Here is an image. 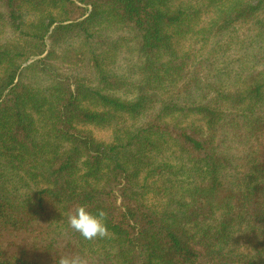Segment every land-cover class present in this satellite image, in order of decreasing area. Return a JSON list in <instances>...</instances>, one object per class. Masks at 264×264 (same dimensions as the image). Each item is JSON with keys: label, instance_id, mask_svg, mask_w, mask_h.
<instances>
[{"label": "trees", "instance_id": "trees-1", "mask_svg": "<svg viewBox=\"0 0 264 264\" xmlns=\"http://www.w3.org/2000/svg\"><path fill=\"white\" fill-rule=\"evenodd\" d=\"M72 253L264 264V0H0V264Z\"/></svg>", "mask_w": 264, "mask_h": 264}, {"label": "clouds", "instance_id": "clouds-1", "mask_svg": "<svg viewBox=\"0 0 264 264\" xmlns=\"http://www.w3.org/2000/svg\"><path fill=\"white\" fill-rule=\"evenodd\" d=\"M68 227L78 233L85 241L110 238L111 232L107 224V213L98 209L89 211V205H77L68 216ZM57 264H88L87 257L80 253L61 255Z\"/></svg>", "mask_w": 264, "mask_h": 264}, {"label": "rangeland", "instance_id": "rangeland-1", "mask_svg": "<svg viewBox=\"0 0 264 264\" xmlns=\"http://www.w3.org/2000/svg\"><path fill=\"white\" fill-rule=\"evenodd\" d=\"M95 136L99 139V140H104V141H108L109 140V137H110V134L109 133H106V132H97L95 133ZM233 150L232 149H229L230 153H234L237 152V148L236 146H232ZM227 150V148H225Z\"/></svg>", "mask_w": 264, "mask_h": 264}]
</instances>
